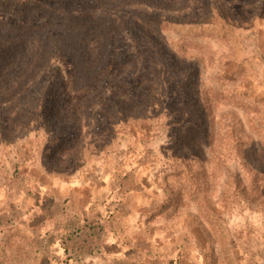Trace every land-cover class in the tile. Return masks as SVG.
<instances>
[{"label":"rangeland","instance_id":"374dc122","mask_svg":"<svg viewBox=\"0 0 264 264\" xmlns=\"http://www.w3.org/2000/svg\"><path fill=\"white\" fill-rule=\"evenodd\" d=\"M62 1L121 31L87 82L65 55L0 81V264H264V0ZM133 12L166 17L161 40L200 69L178 126L145 94ZM101 37L80 44L89 70Z\"/></svg>","mask_w":264,"mask_h":264},{"label":"trees","instance_id":"16d2710c","mask_svg":"<svg viewBox=\"0 0 264 264\" xmlns=\"http://www.w3.org/2000/svg\"><path fill=\"white\" fill-rule=\"evenodd\" d=\"M205 1L210 7L211 0ZM69 4L62 0H0V10L10 9L18 18H0V81L8 85L7 91L27 84L60 55L69 58L76 82H87L105 66L110 57V34L116 29L121 31V22L108 9L100 13L94 12L95 9L78 11ZM133 15L141 21L134 32L149 65V88L145 94L158 103H162L160 98L165 96L167 104L174 108L170 122L178 126L188 110L185 105L200 102L197 95L200 69L197 65L189 70L179 67L182 60L161 40L160 31L171 28L166 17L155 12H133ZM93 32L102 34L104 39L101 37L100 56L89 70L88 56L80 44ZM44 94L41 91L37 95H40V101L34 111L42 108ZM177 137L180 141L184 134L177 133ZM4 222V215H0V226ZM81 229L78 227V233Z\"/></svg>","mask_w":264,"mask_h":264}]
</instances>
